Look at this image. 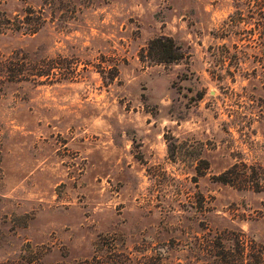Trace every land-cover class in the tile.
Masks as SVG:
<instances>
[{"label":"rangeland","instance_id":"374dc122","mask_svg":"<svg viewBox=\"0 0 264 264\" xmlns=\"http://www.w3.org/2000/svg\"><path fill=\"white\" fill-rule=\"evenodd\" d=\"M30 9L46 21L15 30ZM0 10L14 23L0 34L4 73L25 72L0 81V264L26 244L44 248L43 264H208L201 249L215 234L226 246L239 234L264 264L258 19L242 15L254 27L238 40L226 31L232 0H0ZM157 36L183 57L155 62Z\"/></svg>","mask_w":264,"mask_h":264},{"label":"trees","instance_id":"16d2710c","mask_svg":"<svg viewBox=\"0 0 264 264\" xmlns=\"http://www.w3.org/2000/svg\"><path fill=\"white\" fill-rule=\"evenodd\" d=\"M234 5V11L229 16V22L226 26L227 33L236 37L238 40H243L245 36L243 34L246 32L248 35L252 32V28L257 26L260 30L262 36L256 40V43L262 46L264 50V0H232ZM42 11L40 13L35 12V10H28L24 14V19H20L19 16H15V20L19 22V25L15 28L18 30H26L24 32L34 33L43 25L46 18H42ZM250 14L249 18H255L260 21V23H255L253 27L248 30L245 25L252 24L248 20L243 19V14ZM40 14V15H39ZM19 18V20H18ZM22 18V17H21ZM245 24V25H244ZM14 23L11 18L6 17L4 12L0 10V34L4 31V28H11ZM234 35V36H233ZM246 39V38H245ZM250 39V38H247ZM253 41V40H251ZM148 54L153 57L155 62H171L180 60L184 51L180 44L176 43L173 38L169 36H157L152 38L147 45ZM11 64L8 65V67ZM14 65V64H13ZM16 66V64L14 65ZM11 67V66H10ZM9 69L11 70V68ZM28 73V72H26ZM25 75V72L20 69H12L8 73H4V59L0 58V81L5 78H14ZM39 75H48V72H40ZM227 173L218 176L222 181ZM223 237L220 234H215L212 238L203 242L204 248L201 250L209 255L210 261L208 264H261L262 253L260 249L255 247L250 249V252L246 254V247L243 238L239 235H235V239L231 245L226 246L223 241ZM45 249H47L45 247ZM44 248H30V245L26 244L24 248V254L17 259L9 260L8 264H43L44 263ZM128 258H111V257H98L93 256L91 260L78 261L73 264H125ZM61 263V262H60ZM59 264V263H58Z\"/></svg>","mask_w":264,"mask_h":264}]
</instances>
